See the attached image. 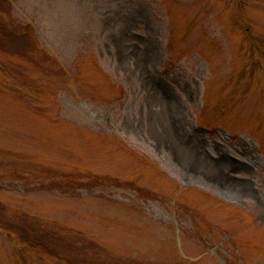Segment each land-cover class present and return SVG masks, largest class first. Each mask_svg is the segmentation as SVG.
Masks as SVG:
<instances>
[{
	"label": "rangeland",
	"instance_id": "rangeland-1",
	"mask_svg": "<svg viewBox=\"0 0 264 264\" xmlns=\"http://www.w3.org/2000/svg\"><path fill=\"white\" fill-rule=\"evenodd\" d=\"M241 3L0 1V264H264V0Z\"/></svg>",
	"mask_w": 264,
	"mask_h": 264
},
{
	"label": "bare ground",
	"instance_id": "bare-ground-1",
	"mask_svg": "<svg viewBox=\"0 0 264 264\" xmlns=\"http://www.w3.org/2000/svg\"><path fill=\"white\" fill-rule=\"evenodd\" d=\"M198 165H199V164H198ZM199 167H200V166H199ZM204 167H205V166L203 165L202 168L204 169ZM232 186H235V185L233 184Z\"/></svg>",
	"mask_w": 264,
	"mask_h": 264
},
{
	"label": "trees",
	"instance_id": "trees-1",
	"mask_svg": "<svg viewBox=\"0 0 264 264\" xmlns=\"http://www.w3.org/2000/svg\"><path fill=\"white\" fill-rule=\"evenodd\" d=\"M0 1H2V0H0ZM3 1H6L7 2L8 0H3Z\"/></svg>",
	"mask_w": 264,
	"mask_h": 264
}]
</instances>
